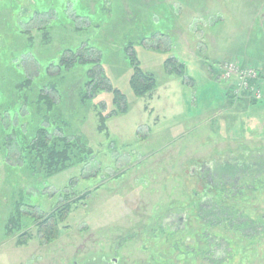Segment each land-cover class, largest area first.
Here are the masks:
<instances>
[{"label":"rangeland","instance_id":"obj_1","mask_svg":"<svg viewBox=\"0 0 264 264\" xmlns=\"http://www.w3.org/2000/svg\"><path fill=\"white\" fill-rule=\"evenodd\" d=\"M2 1L0 98L12 97L14 102L0 106L3 127L21 124L18 133H28L32 122L28 107L21 108L19 115H9L16 105V70L21 66L25 75L37 77L64 45L79 48L91 60L102 52L103 68L113 86L125 94L129 107L127 113L107 121L109 135L105 136L97 131L98 106L105 104L104 113L112 109L111 95L99 90L91 103H82L80 70L49 67L51 81L42 80V87L57 106L49 117L57 126H50V131L54 136L65 133L68 139L80 132L93 155L47 177L25 167L14 142L5 158L1 149L0 264H213L212 257L223 264H264V220L260 218L264 216V173L236 181L228 178L233 185L225 187L227 201L236 200L253 220L245 232L233 230L227 219L217 229L211 228L228 239V253L220 246L209 256L203 248L196 252L189 245H179L206 227L197 215L186 213L182 230L156 229L162 219L173 218L168 221L171 226L176 219H185L183 211L197 200L196 194L205 186L215 188L217 176L207 166L211 159L264 150V97L257 100L241 93L235 96L238 103L231 104L228 85L221 82L223 68L228 72V66L240 59L242 67L258 74L257 85L264 92V0H80L88 9L81 12L70 0L59 10L54 0L51 18L34 16L26 23L23 20L37 10L35 0ZM45 2L44 9L49 6ZM50 19L57 24L50 26L52 40L40 46L39 27ZM17 23L36 38L32 48L17 33ZM140 40L143 44L135 45V52L141 67L155 75L157 88L139 98L130 87L131 69L122 48ZM169 57L185 65V76L165 71ZM53 86L58 89L55 93L49 90ZM247 100L259 102L248 105ZM42 125L49 124L44 120ZM13 189L22 190L25 201L34 204L27 211L30 216L50 213L71 201L69 228L44 242L37 225L28 221L24 229L29 240L17 246L20 232L5 230L18 200ZM83 194L85 198H80Z\"/></svg>","mask_w":264,"mask_h":264},{"label":"trees","instance_id":"obj_2","mask_svg":"<svg viewBox=\"0 0 264 264\" xmlns=\"http://www.w3.org/2000/svg\"><path fill=\"white\" fill-rule=\"evenodd\" d=\"M47 1L49 2V6L44 9L43 6L45 7L47 4L45 0H35V3L38 6L36 8L37 10L32 11L31 15L23 20V22H30L34 16L40 15H46V17L51 18L54 15L53 12H50L54 11V9H52L53 7H51L54 0ZM70 1L75 4V8L80 12L82 10H88L83 7V4H80V0ZM2 2L3 1L0 0V9L2 7ZM12 2L15 4L14 0H12ZM67 2L68 0H58L57 3L60 4L58 9L60 10L61 5H66ZM9 9L12 8L9 7ZM51 20L53 19H50L48 23L45 22L41 28L39 27V31L43 34L42 41L37 42L40 46L43 45V43H50L52 40V28H50V26L57 24H55V22L53 23ZM15 26L17 33L26 38V42L30 44V48H32L34 40L36 42V38L32 36L29 31L20 27L18 23L15 24ZM137 44H143L142 40L138 42H127L122 50L126 63L131 69V75L129 78L130 87L133 94L140 98L151 95L156 90L157 80L153 73L148 72L141 67V63L134 47ZM25 46L27 47L28 45L26 44ZM84 48L85 51L89 49L87 46ZM83 53L84 52L79 48L64 45L62 46L61 51L57 53L56 59L53 58L52 60H48V62L46 61V64L43 66V73H40L37 77L25 75L24 69L21 66L19 70H16V75L19 76L14 85L16 105L13 107L12 112H10L9 115H19L21 108L28 107L29 120L31 119L32 122L28 133L21 134L18 133L17 130L21 124H19L18 127L8 126L5 128L2 125V121H0V152L1 149L5 152L4 158L7 156L8 145L14 142L20 150V157L25 164V167L34 173H43L45 176L49 177L60 170L66 169L68 165L86 161L93 155V151L87 145L83 134L80 132H76L73 138L68 139L69 136L65 133L62 134V136H54L50 131L52 129L50 126H57L55 121L49 119L53 112H55L57 106L50 96V93L42 87V80L48 78L47 80L51 81L48 76L50 66H57L58 69L63 72H67L73 68L80 70V75L83 77V90L81 92L82 103H91L95 93L99 90L111 95L112 109L107 113H104L106 110L105 104L100 102L98 106L97 131L99 133L108 136L107 121L113 117L127 113L129 106L125 94L117 87L113 86L103 68L104 54L101 58V52V54H97L96 59L91 60L86 58ZM175 62L176 60L174 57L166 58L164 62L165 71L175 77L185 76V65L181 62H178V64ZM17 67L19 66H15V68ZM98 76L100 80H97ZM259 77H263L261 72H259ZM48 81L45 84H47ZM225 83L228 85L226 91L228 102L231 104L238 103L236 102V99L238 98H235V96L232 95L233 92L230 91V89L232 90L230 84L228 82ZM49 90L55 93L58 89L56 86H53ZM17 102H19L18 105ZM258 102L259 101L257 100H247L248 105H256ZM2 104L7 106L11 104L13 105L14 102L12 101V97L0 98V106ZM14 108L16 109L14 110ZM44 120L48 122V126L42 125ZM4 163H6V161ZM207 166L210 173L217 176L215 178V188L213 189L210 188L212 186H205L203 192L196 194L197 200H194L192 204L183 211L185 219L183 217L177 219L174 226L168 224V221L172 218L168 217L166 220L162 219L156 229L160 232L168 233L175 230H182L186 227V213L197 215L204 221L206 227L202 228L196 236L190 235V237L185 238L184 241L179 242V245H189L191 246V249L196 250V252L200 251L199 248H203V253L212 256L214 250L218 249L220 246L223 247L225 253H228L227 249L229 241L223 233L213 231L211 228L217 229L218 227L215 226L220 224L224 219L230 221L231 228L235 231L245 232L244 230L246 228H252L251 226H253V220L248 218L242 209L238 208L237 204H235L236 200L232 203L227 201L229 195L226 194L225 187L228 189L231 188L229 185H233L231 182L232 180L236 181V179H241L247 175L250 177L255 176L257 178L259 174L264 173V150H261V152L244 150L240 153L218 155L211 159ZM8 167L12 169L10 165H8ZM239 170H241V173L237 174ZM228 178L231 181H228ZM218 185H221L222 187H217ZM12 193L18 195V200L16 199V201L13 202V209L6 221L5 230L9 234L20 232L16 241L17 246L25 245L29 240L30 236L28 231L24 229L27 226L28 221L34 222L37 225V232L40 239L44 242H49L57 238L61 230L69 228L67 219L70 214L71 201H66L58 205L51 210L50 213L42 212L43 214L41 213L38 216H30L27 214V211L32 207H35L34 204L25 201V196L22 193V190L13 189ZM85 196L86 194H83L80 198H85ZM24 207L27 209L25 212L23 211ZM170 215L173 214L170 213ZM260 218L264 220V216H261ZM253 234L255 233H252V235ZM211 261L213 264H223V260H220L219 257H212ZM165 264L169 263L165 262Z\"/></svg>","mask_w":264,"mask_h":264},{"label":"built area","instance_id":"obj_3","mask_svg":"<svg viewBox=\"0 0 264 264\" xmlns=\"http://www.w3.org/2000/svg\"><path fill=\"white\" fill-rule=\"evenodd\" d=\"M239 62L237 59L236 62L231 63L228 66V72H225V68L227 69V67H224V70L221 67L220 70H223L221 78L224 82L230 84L232 88L230 91L233 92L234 96L239 97L238 95H242L241 93H249L252 98L261 100L264 97V92L258 88L256 82L258 74L250 67H242ZM228 64L226 63V65ZM249 94H246V96L249 97Z\"/></svg>","mask_w":264,"mask_h":264},{"label":"water","instance_id":"obj_4","mask_svg":"<svg viewBox=\"0 0 264 264\" xmlns=\"http://www.w3.org/2000/svg\"><path fill=\"white\" fill-rule=\"evenodd\" d=\"M112 261H113V262H115L116 260H115V259H113Z\"/></svg>","mask_w":264,"mask_h":264},{"label":"flooded vegetation","instance_id":"obj_5","mask_svg":"<svg viewBox=\"0 0 264 264\" xmlns=\"http://www.w3.org/2000/svg\"><path fill=\"white\" fill-rule=\"evenodd\" d=\"M173 219V218H172ZM177 220V219H176Z\"/></svg>","mask_w":264,"mask_h":264}]
</instances>
